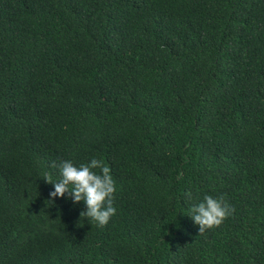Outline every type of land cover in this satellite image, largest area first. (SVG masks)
<instances>
[{
  "label": "trees",
  "instance_id": "1",
  "mask_svg": "<svg viewBox=\"0 0 264 264\" xmlns=\"http://www.w3.org/2000/svg\"><path fill=\"white\" fill-rule=\"evenodd\" d=\"M93 156L103 226L43 177ZM0 264H264V0H0Z\"/></svg>",
  "mask_w": 264,
  "mask_h": 264
},
{
  "label": "clouds",
  "instance_id": "2",
  "mask_svg": "<svg viewBox=\"0 0 264 264\" xmlns=\"http://www.w3.org/2000/svg\"><path fill=\"white\" fill-rule=\"evenodd\" d=\"M53 164L59 169V179L50 180L47 173L43 175L53 184L49 196H66L73 204L82 201L84 208L80 216L87 217L99 226L107 224L117 211L114 206L116 182L109 166L95 156L82 163L62 159L58 164ZM188 195L191 198V193ZM232 211V205L223 195L205 194L202 200L191 205L189 214L199 225V232H203L206 228L219 225Z\"/></svg>",
  "mask_w": 264,
  "mask_h": 264
}]
</instances>
